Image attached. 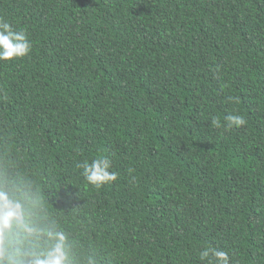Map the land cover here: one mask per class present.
<instances>
[{
  "label": "trees",
  "instance_id": "trees-1",
  "mask_svg": "<svg viewBox=\"0 0 264 264\" xmlns=\"http://www.w3.org/2000/svg\"><path fill=\"white\" fill-rule=\"evenodd\" d=\"M0 16L33 42L0 62V163L98 264H201L206 244L264 264V0H0ZM229 113L247 124H212ZM101 153L118 179L94 188L75 165Z\"/></svg>",
  "mask_w": 264,
  "mask_h": 264
},
{
  "label": "clouds",
  "instance_id": "clouds-1",
  "mask_svg": "<svg viewBox=\"0 0 264 264\" xmlns=\"http://www.w3.org/2000/svg\"><path fill=\"white\" fill-rule=\"evenodd\" d=\"M32 49L27 30H18L0 16V62L27 57ZM229 100L240 102L239 97ZM212 124L230 131L245 126L247 120L241 114L229 113L223 122L213 117ZM75 167L84 183L94 188L118 179L111 158L103 153L79 160ZM50 200L28 172L0 163V264H98L95 250L82 247L50 207ZM197 258L201 264H232V254L212 244L200 246Z\"/></svg>",
  "mask_w": 264,
  "mask_h": 264
}]
</instances>
